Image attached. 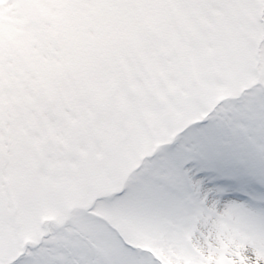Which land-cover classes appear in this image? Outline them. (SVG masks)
Listing matches in <instances>:
<instances>
[{
	"label": "snow or ice",
	"instance_id": "1",
	"mask_svg": "<svg viewBox=\"0 0 264 264\" xmlns=\"http://www.w3.org/2000/svg\"><path fill=\"white\" fill-rule=\"evenodd\" d=\"M0 264H264V0H0Z\"/></svg>",
	"mask_w": 264,
	"mask_h": 264
}]
</instances>
